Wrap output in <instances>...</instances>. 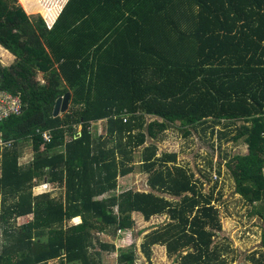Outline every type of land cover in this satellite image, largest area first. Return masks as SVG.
Listing matches in <instances>:
<instances>
[{
  "label": "trees",
  "instance_id": "1",
  "mask_svg": "<svg viewBox=\"0 0 264 264\" xmlns=\"http://www.w3.org/2000/svg\"><path fill=\"white\" fill-rule=\"evenodd\" d=\"M0 46L14 56L0 62V89L22 101L19 115L0 122V140L10 142L1 150V227L32 215L4 228L0 264H100L108 245L95 248L92 232L120 236L133 212L169 218L144 236L147 258L161 245L179 264H228V246L216 240V185L202 191L156 141L171 127H201L220 154L242 139L247 152L227 162L235 190L249 203L264 198V0H67L50 27L17 0H0ZM67 92L68 108L54 117ZM28 140L33 159L21 165ZM136 153L148 190L114 193L135 172ZM44 178L63 188L58 199L34 194ZM134 259L128 250L118 262Z\"/></svg>",
  "mask_w": 264,
  "mask_h": 264
},
{
  "label": "rangeland",
  "instance_id": "2",
  "mask_svg": "<svg viewBox=\"0 0 264 264\" xmlns=\"http://www.w3.org/2000/svg\"><path fill=\"white\" fill-rule=\"evenodd\" d=\"M64 1L38 0L36 3L41 8V11L37 9L35 12L29 11L27 14L31 17L40 15L47 26L50 27L52 21L63 7L62 2ZM17 2L21 5L23 0H17ZM10 55L9 53L5 54L3 48L0 46V61L4 64L12 63L14 58ZM152 119L154 118L149 117L148 121ZM243 123L240 121L238 125ZM99 125L102 130L105 123L102 122ZM77 129L80 130V126ZM204 131L201 130V127H198L196 131L189 128V131L185 133L184 130L171 127L164 132H159L158 136L161 139L156 141L158 153L160 154L164 151L175 152L177 164L184 166L194 174V178L198 180V186L202 191L209 192L216 185L215 195L219 197L216 206L219 209L222 225V229L218 232L216 240L220 244L228 246L225 253L227 263L255 264L256 260H262L264 253V249L261 248L262 235L264 234V198L249 203L237 193L235 181L227 165V162L229 163L235 155L245 154L247 146L242 139L237 142H224L219 154L210 146L208 130ZM228 133H230V136L234 135V127H230ZM19 146L21 147L19 163L30 162L33 159L34 153L30 141H21ZM2 147L0 145V161ZM42 149L43 146L40 147V150ZM134 161L135 172L125 177H119L118 187L114 193L118 194L127 189L148 190L146 175L138 171L140 161L137 153ZM211 164L212 168L210 167ZM217 169L220 170V175L217 174ZM44 180L46 179L44 178ZM44 180L42 179V181ZM33 190L38 194L49 192L50 196L56 199L63 194V188L56 186L54 183H49L45 187L42 185V187L40 186ZM7 204V201L5 204L3 203V198L0 196V217L3 208ZM31 218L32 215L22 216L16 220H10L4 227H1L3 222L0 220V244L6 239L3 232L4 228L7 227V230H17L20 225L28 222ZM132 218L134 220L132 228L123 231L120 236L105 232H92L93 246L95 248L101 250L100 243L108 245L106 250H102L100 264H119L120 253L128 250L134 251V264H179L175 256H168L165 246H152L149 258L146 257L141 248L144 236L148 232L169 221L166 215L153 216L149 220H145L141 214L133 212ZM78 222H80V218H74L68 221L66 225Z\"/></svg>",
  "mask_w": 264,
  "mask_h": 264
},
{
  "label": "built area",
  "instance_id": "3",
  "mask_svg": "<svg viewBox=\"0 0 264 264\" xmlns=\"http://www.w3.org/2000/svg\"><path fill=\"white\" fill-rule=\"evenodd\" d=\"M21 112H22V101L20 95L13 94L6 90L0 89V122H2L3 120L7 119L10 116L19 115ZM42 137L45 141H49L50 139L49 132L48 131L42 132ZM0 145L2 146L10 145V142H3L0 140ZM47 184L49 183L44 181L37 186L42 187V185H44L45 187ZM37 186H35L34 188H36Z\"/></svg>",
  "mask_w": 264,
  "mask_h": 264
},
{
  "label": "crops",
  "instance_id": "4",
  "mask_svg": "<svg viewBox=\"0 0 264 264\" xmlns=\"http://www.w3.org/2000/svg\"><path fill=\"white\" fill-rule=\"evenodd\" d=\"M38 1V0H37ZM36 0H23V2H21V6L24 8V10L26 11V13H28L29 11L30 12H35L37 9H39L38 11H41V8L40 7H38L37 6V2ZM67 0H65L64 2H62V4L64 5L65 4V2H66ZM49 4V3H48ZM1 48H3V47H1ZM3 52L5 53V54H8L9 53V55L11 54L10 52H8L6 49H4L3 48ZM11 57H13L14 58V56L13 55H10ZM3 65H9V64H4L2 61H0ZM100 123H102V121H98L97 122V125H98V130L99 131H102L101 130V127H100ZM20 157H21V152H20ZM19 157V158H20ZM28 163V161H26L24 164H22V163H20L21 165H25V164H27ZM36 188H38V186L36 187ZM47 193H49V192H47ZM34 194H35V192H34ZM36 194H38V193H36ZM76 218H79V217H76Z\"/></svg>",
  "mask_w": 264,
  "mask_h": 264
},
{
  "label": "water",
  "instance_id": "5",
  "mask_svg": "<svg viewBox=\"0 0 264 264\" xmlns=\"http://www.w3.org/2000/svg\"><path fill=\"white\" fill-rule=\"evenodd\" d=\"M70 100V93L67 92L63 96L58 97L55 101L54 107H53V116H57L58 114L65 112L68 108Z\"/></svg>",
  "mask_w": 264,
  "mask_h": 264
},
{
  "label": "clouds",
  "instance_id": "6",
  "mask_svg": "<svg viewBox=\"0 0 264 264\" xmlns=\"http://www.w3.org/2000/svg\"><path fill=\"white\" fill-rule=\"evenodd\" d=\"M44 181H46V180H44ZM44 181H43V182H44ZM46 182H47V181H46ZM41 183H42V182H41ZM48 183H50V182H48ZM39 184H40V183H39ZM39 184H37V185H39ZM37 185H35V186H37ZM35 186H34V187H35ZM34 187H33V188H34ZM33 192H34V190H33ZM44 193H45V192H44ZM44 193H41V194H44ZM46 193H47V192H46ZM35 195H37V194L35 193Z\"/></svg>",
  "mask_w": 264,
  "mask_h": 264
}]
</instances>
